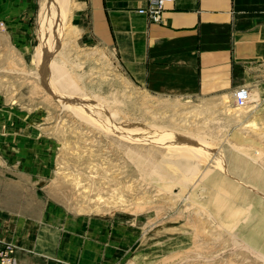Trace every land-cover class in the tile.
Returning a JSON list of instances; mask_svg holds the SVG:
<instances>
[{
  "label": "rangeland",
  "instance_id": "obj_1",
  "mask_svg": "<svg viewBox=\"0 0 264 264\" xmlns=\"http://www.w3.org/2000/svg\"><path fill=\"white\" fill-rule=\"evenodd\" d=\"M35 1L36 15L32 21L38 35L41 7L47 0ZM73 6L74 0H70L72 26L67 29L60 53L55 55L59 62H64L69 73L77 77L80 89L71 93L73 96L78 93L85 97L84 101L96 99L110 110L116 109L118 114L114 121L118 124H157L167 128L166 132L194 131L197 137H208L200 133L195 119L202 116L200 111L191 108L195 99L153 93L130 78L113 49L95 41L82 44L73 26ZM37 42L28 64L10 61L4 67V70L19 73L0 76V89L8 92L10 107L0 111L4 122L0 127V143L3 145L7 140L5 143L11 145L9 150L24 158L21 166H34L33 176L40 196L56 199L69 212L119 221L125 243L117 264H264L242 247H236L232 236L237 233L241 238L264 241V203L254 190L250 191L236 180L251 184L264 181V140L209 141L211 154L198 158L188 146L173 148L154 141L125 139L64 109L61 100L44 88L39 71L43 49L39 35ZM258 103H264L262 96L249 108L237 107L233 112L244 115L255 110ZM108 113V109H103L102 118L107 120ZM258 113L264 115V110ZM262 122L257 134L264 139V120ZM225 169L254 171L216 172ZM205 170L207 177L200 182ZM19 176L9 174L13 181L9 183L17 187L19 184L14 178ZM186 176L190 181L187 184L182 182ZM219 183L221 188L240 186V191L248 190L250 194L246 198L241 192L242 198L234 212L237 225L233 231L207 218L203 209L198 212V203L208 195L204 187ZM185 186L187 188L183 189ZM181 192L189 198L173 203L169 200ZM245 200L252 205L250 215L244 218ZM239 218L243 219L238 223ZM198 252L204 259L198 257ZM218 255L228 257L223 259ZM211 257L216 258L211 262L205 260Z\"/></svg>",
  "mask_w": 264,
  "mask_h": 264
},
{
  "label": "crops",
  "instance_id": "obj_2",
  "mask_svg": "<svg viewBox=\"0 0 264 264\" xmlns=\"http://www.w3.org/2000/svg\"><path fill=\"white\" fill-rule=\"evenodd\" d=\"M147 5L148 0H74L73 26L82 44L95 41L113 49L138 85L163 96L195 99L191 108L202 115L195 118L199 131L208 136L203 140L263 141L257 128L263 124L258 111L264 103L244 115L233 110L240 87L264 98V0H175L165 6L158 23L139 12ZM35 15V0H0L5 22L0 32L1 77L19 73L4 70L10 61L29 63L38 45ZM8 104V92L0 89V111L9 109ZM5 142L0 143V247L15 245L24 264L119 263L125 243L119 221L69 212L56 199L40 196L34 166H21L24 158ZM227 171L254 170L216 172ZM9 174L20 175L14 178L17 187L9 183ZM236 180L249 189L264 187V181ZM221 186L210 187L208 199L220 227L233 231L241 187L235 196ZM251 205L245 200L244 218Z\"/></svg>",
  "mask_w": 264,
  "mask_h": 264
},
{
  "label": "bare ground",
  "instance_id": "obj_3",
  "mask_svg": "<svg viewBox=\"0 0 264 264\" xmlns=\"http://www.w3.org/2000/svg\"><path fill=\"white\" fill-rule=\"evenodd\" d=\"M69 12H70V0H47V2L46 3L44 2V4L41 7L42 19L40 21V26H39V31H38L39 39L42 42V48H43L41 59H40L41 65L39 69V71L41 72L40 75H41L42 81L44 83L43 85H45L44 87L45 89L48 88L53 95L55 94V96L59 98V101L61 100L64 109H70L73 112H75V114L78 115L81 119H85L86 121H89L92 124L100 125L101 127H106L107 129H110L111 131L118 133L125 139H128L133 142L134 141H145V142L154 141L155 143L158 142V144L159 143L163 145L167 144L173 148L178 147V146H188L191 149L190 152L193 151V153L198 158L202 157L203 155L207 156L208 154H211L212 148L210 147V144L208 141L203 140L205 139V137H197L192 132H182L178 130H172V131L168 130L166 132L167 128L163 129L164 127L159 126L157 124L148 125L144 123L145 124L144 125V124L131 123V122H125V123L119 122L120 124H118L116 123V121H114L116 115L118 114L116 109L110 110L109 109L110 107H105L106 105L99 100H97L96 102L95 101L96 99L84 101L85 97L78 96V93H77V96H73L74 94H71V93H74V92L76 93V91L80 89L77 77L71 74V72L69 73L68 69L66 68L67 66L64 65V62L63 63L59 62V60L55 58V55L57 53H60L59 51L64 45V37L67 33L68 27L72 26L70 23ZM67 18H69L68 21H67ZM260 96H262L260 93L251 90L252 100L259 101ZM103 109L109 110L108 119H107L108 121L102 118ZM192 171H195V170L192 169ZM226 173L230 174L229 171H227ZM201 175L202 176H201L200 182H203L205 181L204 179L207 177V170H205L203 174ZM184 179L185 180L182 179L183 180L182 182H185L187 184V182L189 181L188 177L186 176ZM196 185L197 184H195V187H197ZM186 186L183 189H186L187 188ZM228 187L231 188L235 196L239 194L238 186L235 187L234 185V186H228ZM204 188H206L208 195L205 200L198 203L199 207L196 205L199 209L198 212H200L203 209V212H205V214L208 215L207 218L211 217L212 219L217 221L218 222L217 224L220 226L219 221L216 219V217L212 213L210 201L208 199V196L211 194L212 189L208 188L207 186ZM261 189H264V187L254 186V187H251L250 191L254 190L255 195L259 197L261 196L262 199L264 200V191ZM185 197L186 196H184L181 192V193L174 194V196H171L169 200H171L173 203V201L178 200L180 198H183V199L189 198V197H186V198ZM191 207H192V203H191ZM215 226H216V222L214 223V227ZM232 236L234 237V243L236 247H239V248L242 247V250L245 249V251L249 252L251 255L253 254L254 257L257 258L256 261H258L259 259L262 262H264V241L257 240L253 237L241 238L238 236V234H232ZM234 252H233V255H236L237 253H234ZM198 255H197L198 257H201V258L203 257L204 259V256L202 255L201 252H198ZM218 257L225 259L228 257V255L226 257L223 255L222 256L218 255ZM215 258L211 257V258H206L205 260L214 261ZM193 264H203V263L196 262ZM226 264H239V263L238 262H227Z\"/></svg>",
  "mask_w": 264,
  "mask_h": 264
},
{
  "label": "built area",
  "instance_id": "obj_4",
  "mask_svg": "<svg viewBox=\"0 0 264 264\" xmlns=\"http://www.w3.org/2000/svg\"><path fill=\"white\" fill-rule=\"evenodd\" d=\"M175 0H148V5L139 9L152 22H161L165 6ZM5 29V22L0 19V31ZM234 101L239 108H249L255 101L251 98V90L240 87L234 96ZM0 264H24L17 255V247L13 244H5L0 247Z\"/></svg>",
  "mask_w": 264,
  "mask_h": 264
}]
</instances>
